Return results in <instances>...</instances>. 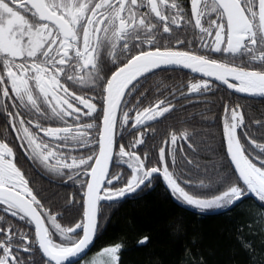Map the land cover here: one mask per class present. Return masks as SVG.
<instances>
[{
	"label": "snow or ice",
	"instance_id": "1",
	"mask_svg": "<svg viewBox=\"0 0 264 264\" xmlns=\"http://www.w3.org/2000/svg\"><path fill=\"white\" fill-rule=\"evenodd\" d=\"M168 69L199 78L171 91L160 82L155 90L168 95L141 107L152 89H140ZM215 82L229 95L264 98V0H0L3 135L14 133L33 167L78 184L82 209L74 226L58 222L18 166L16 147L0 138V264H72L94 243L101 202L135 198L157 177L198 212L229 209L248 195L264 208V142L239 103L223 105L226 171L223 163L205 167L195 184L181 177L180 142L197 154L187 127L169 133L154 166L147 152L138 154L144 129L175 110L177 92L204 96ZM133 132L139 135L128 145L118 142ZM113 161L130 171L113 176ZM187 166L201 170L193 159ZM122 247L104 246L87 264H120Z\"/></svg>",
	"mask_w": 264,
	"mask_h": 264
},
{
	"label": "trees",
	"instance_id": "2",
	"mask_svg": "<svg viewBox=\"0 0 264 264\" xmlns=\"http://www.w3.org/2000/svg\"><path fill=\"white\" fill-rule=\"evenodd\" d=\"M170 72L187 74L181 71ZM204 98L206 100L203 105L196 103L204 107L202 114L198 110L175 112L171 120L159 124L156 135L150 139L148 135L145 142L148 145L144 144L137 151L141 156L146 152L149 154V167L155 165L159 148L169 139V133L187 127L195 131L193 143L197 154L194 155L187 144L181 142L185 154L181 156L178 150L177 160L183 159L186 166L183 173H180L179 168L176 169L181 177L190 178L195 184L205 178V167L211 169L214 164L223 163L226 171V153L222 147L225 103L231 106L239 103L251 134L258 142H264V127L254 123L264 122V100L229 95L222 87L207 93ZM0 120L4 121L1 116ZM117 139L119 143L128 145V141L123 142L119 137ZM187 159L199 163L201 170L197 172L195 167L187 166ZM122 171L127 173L130 170L126 165L113 161L111 174L115 176ZM39 182L43 188L39 186L34 191L45 207L60 214L58 222L63 226H74L80 220L82 211L78 203L79 185L72 182L56 185L42 178H39ZM73 197L76 204L70 203ZM13 222L20 223L15 220ZM99 225L94 243L83 260L104 246L121 243L120 264H264V208L258 200L252 198L243 200L225 213L202 215L173 202L161 178L157 177L150 187L135 198L128 197L114 202L111 207L107 202L101 203ZM143 236L149 237V240L140 245L139 240Z\"/></svg>",
	"mask_w": 264,
	"mask_h": 264
},
{
	"label": "flooded vegetation",
	"instance_id": "3",
	"mask_svg": "<svg viewBox=\"0 0 264 264\" xmlns=\"http://www.w3.org/2000/svg\"><path fill=\"white\" fill-rule=\"evenodd\" d=\"M170 71H178V70H161V71H158L155 76L151 77L147 81V83H145L143 85V87L140 89L141 92H144L146 89H149V88H151L152 90L147 93V99H145L143 101V104L141 105V107H146V106H148L149 103H155L157 100L163 99L164 96L168 95V92L165 91L164 96H161L160 93L155 90V86L157 84H159L160 82H163V84L168 85L169 91H171L172 86L179 87V85L181 83L186 85L189 82V80L192 79L191 75H189V74H181V73L170 72ZM137 95H139V93H137ZM179 95H180L179 92H177L176 93L177 100H172V102L175 104V110L174 111H172L169 114H166L165 117L159 118L156 121L149 122V125L144 129V131L146 133V135L144 137L145 142L148 140V135H149V139H150V137H152V135H154V134L156 135L159 124H161L162 121L171 120L173 118V114L175 112L186 113L189 111H196V110H198L199 114H202L204 112V107L200 106V105H203V103L206 100L204 98V96L198 97V96L193 95L190 99H179ZM169 99H172V98L169 96ZM133 102H135V100H133ZM192 103H194V104L191 105ZM196 103H201V104L197 105ZM129 106H131V105H129ZM1 117L4 121L0 120V125L2 124V126L0 127V138H6L8 140V142L10 143V145L16 147L18 166L24 171L26 177L30 180V182H31L30 186L34 190L38 189L39 186L41 188H43L42 184L39 182V178L48 179L49 181H51L52 183H54L56 185H58V183L59 184L65 183L62 179L50 176L49 174L44 173L43 170L35 168L32 166L30 161H28L27 158L25 156H23V154L20 152V150L18 148V144L14 139V133L9 132V134L6 137H4L3 134H4V128L6 125V120L3 116H1ZM202 117H203V115H202ZM138 135H139L138 132H133L131 135H128L127 133H125L124 138L121 140L123 142L128 141V144H129ZM145 142H144V144H145ZM144 144H142L139 147V149L143 148ZM147 145L148 144H145V146H147ZM139 149H137V150H139ZM157 153L158 152H156V154ZM182 155L183 154H181V156ZM9 219H12V218H9Z\"/></svg>",
	"mask_w": 264,
	"mask_h": 264
},
{
	"label": "water",
	"instance_id": "4",
	"mask_svg": "<svg viewBox=\"0 0 264 264\" xmlns=\"http://www.w3.org/2000/svg\"><path fill=\"white\" fill-rule=\"evenodd\" d=\"M168 70H171V69H168ZM176 70L181 71V72L188 73V74H190V75H192V76H194V77L199 78V74H193V73L190 72V70H185V69H176ZM160 71H161V70H160ZM214 84L218 85L219 82H215ZM219 86L222 87L223 89H225L226 91L229 92V90H227L225 86H223V85H219ZM232 94L235 95V96H237V97H240V98H247V99H250V100H264V98H261V97H248V96H246V95H244V94H237V93H232ZM123 166H125V164H123ZM111 167H112V166H111ZM160 178H161V180H162V177H160ZM162 181H163V180H162ZM163 183H164V182H163ZM164 186H165V184H164ZM169 195H170V194H169ZM170 197H171V199L173 200V202H175V203H176L177 205H179L180 207H182V208H184V209H186V210H189V211H191V212L198 213V214H202V215H216V214H220V213H225V212H227L229 209L232 208V207H231V208L226 209V210L218 209V210H212V211H209V212H198V211H194L193 209H191V208H189V207H187V206H184V205H182L181 203L177 202V201H176L171 195H170ZM247 198H252V199L257 200L253 195H248V196H246L245 198H243L241 201H239L237 204H239L240 202H242L244 199H247ZM120 201H122V200H120ZM116 202H118V201H116ZM101 203H103V202H101ZM107 203H108V202H107ZM237 204H236V205H237ZM236 205H235V206H236ZM233 207H234V206H233ZM92 245H93V244H92ZM92 245L90 246L89 249L86 250V253L83 254L81 257H79V258H73V260H72V264H77V263L80 262L84 257H86V255H87L88 252L90 251Z\"/></svg>",
	"mask_w": 264,
	"mask_h": 264
},
{
	"label": "rangeland",
	"instance_id": "5",
	"mask_svg": "<svg viewBox=\"0 0 264 264\" xmlns=\"http://www.w3.org/2000/svg\"><path fill=\"white\" fill-rule=\"evenodd\" d=\"M188 207V206H187ZM191 208V207H190ZM193 209V208H192ZM218 210V209H217ZM197 211V210H196ZM210 211H212V210H210ZM206 212H209V211H206ZM96 254V253H95ZM95 254H93V255H91L90 257H88L87 259H85V260H83L80 264H87V262L88 261H90L91 260V258L95 255Z\"/></svg>",
	"mask_w": 264,
	"mask_h": 264
},
{
	"label": "bare ground",
	"instance_id": "6",
	"mask_svg": "<svg viewBox=\"0 0 264 264\" xmlns=\"http://www.w3.org/2000/svg\"><path fill=\"white\" fill-rule=\"evenodd\" d=\"M163 182V181H162ZM164 184V183H163ZM190 208V207H189ZM192 209V208H191ZM194 210V209H193ZM194 211H196V210H194Z\"/></svg>",
	"mask_w": 264,
	"mask_h": 264
}]
</instances>
